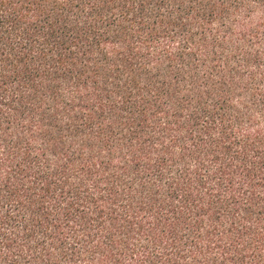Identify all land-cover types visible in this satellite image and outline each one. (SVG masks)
<instances>
[{
  "label": "trees",
  "instance_id": "16d2710c",
  "mask_svg": "<svg viewBox=\"0 0 264 264\" xmlns=\"http://www.w3.org/2000/svg\"><path fill=\"white\" fill-rule=\"evenodd\" d=\"M0 264H264V0H0Z\"/></svg>",
  "mask_w": 264,
  "mask_h": 264
}]
</instances>
